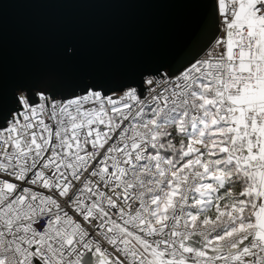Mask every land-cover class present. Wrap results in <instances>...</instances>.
Instances as JSON below:
<instances>
[{
	"label": "snow or ice",
	"instance_id": "6c2138e0",
	"mask_svg": "<svg viewBox=\"0 0 264 264\" xmlns=\"http://www.w3.org/2000/svg\"><path fill=\"white\" fill-rule=\"evenodd\" d=\"M184 3L127 71H0V264H264V0Z\"/></svg>",
	"mask_w": 264,
	"mask_h": 264
},
{
	"label": "water",
	"instance_id": "95a60500",
	"mask_svg": "<svg viewBox=\"0 0 264 264\" xmlns=\"http://www.w3.org/2000/svg\"><path fill=\"white\" fill-rule=\"evenodd\" d=\"M193 21L184 0H9L0 22V71L9 79L57 82L124 72L175 52ZM69 40L79 49L71 59L63 54Z\"/></svg>",
	"mask_w": 264,
	"mask_h": 264
}]
</instances>
